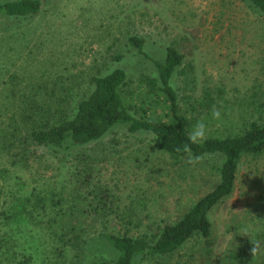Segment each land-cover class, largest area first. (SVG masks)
I'll list each match as a JSON object with an SVG mask.
<instances>
[{
  "label": "rangeland",
  "instance_id": "rangeland-1",
  "mask_svg": "<svg viewBox=\"0 0 264 264\" xmlns=\"http://www.w3.org/2000/svg\"><path fill=\"white\" fill-rule=\"evenodd\" d=\"M130 34L142 36L155 55H160L157 47L175 40L184 69L191 65L194 91L211 88L218 107L231 108V118L240 109V98L264 91V25L238 0H40L36 15L0 19V127L18 98L44 90L41 83L53 78L77 81L72 89L76 99L88 90L78 80L102 63L124 67L132 81L140 71L153 73L126 43ZM115 48L123 52L117 62L109 58ZM174 77L181 94L193 93L191 84ZM214 164L206 157L192 163L174 160L152 146L151 135L116 124L98 140L69 151L39 148L37 160L27 168L10 164L0 149V201L8 193L43 196L44 212H33L31 224L20 228L32 241L17 249L31 256L30 264H69L71 250L63 246V253L56 252L60 242L45 227L52 216L59 222L57 210L95 205V198L103 197L114 212L88 216V235L102 230L137 234L161 216L180 215L196 193L216 181ZM76 167L79 196L70 193ZM253 176L259 181L264 177V154L241 158L232 194L210 210L220 247L229 239L223 223L245 207ZM106 255L84 245L73 264H102ZM135 264L167 263L159 257Z\"/></svg>",
  "mask_w": 264,
  "mask_h": 264
},
{
  "label": "trees",
  "instance_id": "trees-1",
  "mask_svg": "<svg viewBox=\"0 0 264 264\" xmlns=\"http://www.w3.org/2000/svg\"><path fill=\"white\" fill-rule=\"evenodd\" d=\"M238 1L264 25V0ZM39 10L40 0H0V19L30 17ZM126 43L151 65L153 73L140 71L132 81L124 67L116 64L106 68V62L102 63L78 80H84L88 90L76 99L72 89L77 81L53 78L41 83L44 90L18 98L2 120L7 123L0 127V149L9 163L27 168L30 161L37 160L39 148L69 151L98 140L121 124L128 132L151 135L152 146L174 160L190 156L214 159L216 181L196 193L180 215L161 216L137 234L102 230L88 235V216L114 212L103 197L99 201L95 198V205L88 202L57 210L59 222L52 216L45 226L52 239L60 242L56 252L63 253V246H67L71 250L69 264L80 257L84 245L106 252L102 264H135L159 257L167 264H264V177L261 182L256 176L249 180L245 207L225 219L222 232L229 239L222 247L209 216L213 207L232 194L241 158L255 160L264 154V91L240 98V109L232 110L235 114L231 118V108L220 109L211 88L194 91L191 65L184 69L183 54L175 40L157 47L160 55L153 54L155 49L140 35H128ZM122 57L123 52L115 48L109 58L117 62ZM175 74L191 84L193 93L179 92ZM214 110L219 111V118L213 117ZM200 122L205 125L204 139L192 143L189 136ZM78 174L77 170L72 175L73 196H79ZM43 198L33 192H18L8 193L0 201V264H30L31 256L17 245L31 243L32 238L20 228L31 224L33 212H44L47 204Z\"/></svg>",
  "mask_w": 264,
  "mask_h": 264
},
{
  "label": "clouds",
  "instance_id": "clouds-1",
  "mask_svg": "<svg viewBox=\"0 0 264 264\" xmlns=\"http://www.w3.org/2000/svg\"><path fill=\"white\" fill-rule=\"evenodd\" d=\"M219 111L218 110H214L213 111V117L214 118H219ZM196 129L197 131L194 132L193 134H190L189 136V140L192 142V143H198L200 141H202L204 139V136H205V125L200 122L196 125ZM199 160V157H192L190 156L189 157V162L192 163V162H198Z\"/></svg>",
  "mask_w": 264,
  "mask_h": 264
}]
</instances>
